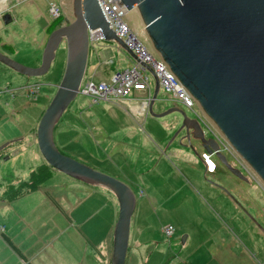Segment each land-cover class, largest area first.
<instances>
[{
	"label": "rangeland",
	"instance_id": "374dc122",
	"mask_svg": "<svg viewBox=\"0 0 264 264\" xmlns=\"http://www.w3.org/2000/svg\"><path fill=\"white\" fill-rule=\"evenodd\" d=\"M51 4L60 6L61 16L55 20L49 12ZM4 6L7 9L2 15L10 14L12 20L0 28V52L25 66L40 65L49 27L72 17V0H5ZM125 19L134 29L142 28L136 11H130ZM89 48L91 55L97 49L100 59L108 57L111 65L98 64L93 70L95 75L88 67L84 82H98L100 77L107 81L112 71L123 70L134 62L115 40L103 39L90 43ZM65 63V41L57 48L49 70L40 76L23 75L0 62V146L10 141L0 150V224L7 225L15 242L26 248L37 264H104L111 260L118 217V201L113 192L56 169L37 187L27 189L25 185L31 180L30 170L42 163L36 130L62 79ZM146 74L153 92L155 78L148 69ZM35 83L40 87L32 94L28 86ZM138 95L141 97L142 93ZM139 97L134 102H140ZM174 105L194 117L192 111L172 101L162 88L152 111L162 112ZM126 110L128 106L122 103H92L88 96L78 93L53 132L60 152L121 180L133 190L136 207L130 221L125 264L183 262L190 251L198 249L192 245L196 236L214 240L209 251L221 264H264V185L253 171L223 149L227 161L247 180L235 177L217 157L211 156L216 171L203 174V181L193 179V188L183 186L176 179L181 163L154 149H164L167 143H171L169 149L189 144L182 138L183 130L177 133L182 115L172 112L157 118L147 114L139 123ZM203 128L211 137L204 125ZM190 144L192 148H182L200 168L204 149L194 138ZM142 149L152 152L155 164L158 163L154 173L144 176L140 173L146 172L147 167L142 168L136 158L140 152L146 155ZM129 166L131 179L125 175ZM147 184L152 194L147 191ZM187 188L192 190L186 191ZM17 189L19 195H13ZM168 225L175 229L171 237L163 233ZM228 228H234L240 239L237 252L229 247L233 241L223 235ZM197 252L203 250L199 248Z\"/></svg>",
	"mask_w": 264,
	"mask_h": 264
},
{
	"label": "water",
	"instance_id": "95a60500",
	"mask_svg": "<svg viewBox=\"0 0 264 264\" xmlns=\"http://www.w3.org/2000/svg\"><path fill=\"white\" fill-rule=\"evenodd\" d=\"M127 11L134 8L142 23V33L151 49L171 69L193 96L200 111L222 134L234 153L264 185V0H119ZM72 17L53 29L44 46L40 65L25 66L0 52V62L26 76L45 74L62 41L66 45V63L36 130L39 151L54 169L72 178L106 187L118 201V217L113 229L110 264H125L130 221L136 205L133 190L121 180L59 151L54 142V127L75 99L86 72L88 30L99 28L103 39L115 40L127 50L108 22L98 0H72ZM12 20L0 18V28ZM146 66L145 64H143ZM154 89L148 106L153 117L172 112L182 115L178 132L192 148L198 140L207 154L215 157L241 180V171L229 163L219 141L206 136L197 117L181 106L154 113L152 106L160 90L153 70ZM8 142L0 146L3 149ZM170 143H167L168 148Z\"/></svg>",
	"mask_w": 264,
	"mask_h": 264
},
{
	"label": "built area",
	"instance_id": "2783aa9c",
	"mask_svg": "<svg viewBox=\"0 0 264 264\" xmlns=\"http://www.w3.org/2000/svg\"><path fill=\"white\" fill-rule=\"evenodd\" d=\"M98 3L109 27L123 40L136 59H134L132 66L113 72L107 81H82L79 93L88 96L92 103L99 101L123 103L127 99H132L134 91L142 90L147 93L143 100L146 102L151 98L152 94V89L148 83V75L146 74V66H148L158 78L160 88L169 94V98L192 111L194 116L199 119L201 125H204L211 135L219 141L220 150L229 151L239 161L238 156L224 140L219 130L211 124L204 112L200 111L201 109L198 108L195 98L191 96L160 56L151 49L142 31L134 29L125 19L129 13L125 6L119 0H98ZM6 9L7 7L4 5L0 6V17ZM49 12L53 20L61 16L60 6L57 4H51ZM88 39L89 44L103 40L101 30L99 28L89 29ZM28 89L32 94H35L38 91V86L36 84L30 85ZM211 156H215V153L213 152L211 155L205 152L201 153L207 173L215 170V162L211 159ZM3 228L4 226L1 225L0 230ZM174 231L175 229L171 225L163 228V233L167 237H171Z\"/></svg>",
	"mask_w": 264,
	"mask_h": 264
},
{
	"label": "crops",
	"instance_id": "0c3cea01",
	"mask_svg": "<svg viewBox=\"0 0 264 264\" xmlns=\"http://www.w3.org/2000/svg\"><path fill=\"white\" fill-rule=\"evenodd\" d=\"M135 29L140 30L139 27H137ZM94 51L95 52L91 55L90 54V48L88 49V58H87V64H86V71H87V68L90 67L93 75L96 74L93 72V70L94 71L96 70L98 64L111 65L107 62L108 57L103 56L102 59H100L99 58L100 51H98L97 49H95ZM133 64H134V62H133ZM112 73H113V71L110 73V75ZM101 80H103V77L99 78V81H101ZM35 84L38 86V90H39V87H40L39 84L38 83H35ZM138 92L142 93L141 97H139ZM146 94L147 93L145 91H142V90L141 91H134L132 94V99H127L122 103V104L128 106V110H126L127 113L130 114L132 117H134V119L137 120L139 123H143L144 120L146 119L147 114H149L148 113V106H149V102H150L151 98L146 102L143 101ZM137 97L140 98V102H138V103L134 102V100ZM151 97H152V94H151ZM139 117H141V120L139 119ZM116 130L117 129H112L111 131H116ZM144 134L147 136V138L150 141L151 138L148 136V134L145 131H144ZM116 135H117V133H116ZM166 145H165L164 149L162 146H159V147L154 148V149L163 153L162 155H167L169 157L171 156V158L173 157L175 159V161H179L181 163V169L179 170L180 174H177V177H176L177 181L181 182L183 186L189 185L191 188H193V184H192L193 179L194 180L198 179L199 181H203L202 178L205 176V174L208 175L206 172V166H205V164H203V162L201 163V167L198 168L196 165L193 164L196 160H194L193 156H189L188 152L184 151L185 149L182 148L183 146L180 145V147H178V148L166 149ZM142 150L144 152H146V155L142 156L143 154H142V152H140L138 155L136 154V158L138 160H140L142 168L147 167L146 172L140 173L141 176H144V175H148L150 173H154V170L156 169L158 163L155 164L156 160H155V156L152 155V152L144 150V149H142ZM150 163H151V165H149ZM133 171L134 172L137 171V164H136L135 168L133 169ZM198 171H201L203 173L198 174ZM215 171L216 170H214L213 172H208V173L212 174ZM131 172L132 171H131V168L129 166L128 170H126V172H125L126 178L131 179ZM203 174H204V176H203ZM146 189L149 192V194H152L151 193L152 191H151L149 184H147ZM191 190L192 189L187 188L186 191H191ZM13 195H19V189H17L13 193ZM155 201H158V199H155ZM135 207H136V205H135ZM7 228L8 227L6 225L3 228L4 230H2V232L0 231V236L2 237V240L0 239V264H37V263H35L37 261L28 255V250H26V248H24L19 243L15 242L14 238L11 235V232L9 230H7ZM223 235H224V237H227L228 240H232L234 242V244L232 242V244L229 247H231L234 251H236L237 245H238V243H240V239H238L239 237H238V234L236 233L235 229L234 228H228L227 230H225ZM5 236L8 237L11 240V242L21 251L23 256H21L19 253H17L15 250H13L11 248V246L6 242V240H4ZM188 237L189 236H186V238H188ZM187 240L188 239H186L185 242H187ZM213 243H214V240L209 236H207L205 239H201L199 236H196L194 242H192V245L199 246L198 249L199 248L202 249L203 252L198 253L197 252L198 249H196L195 251H190L187 254L186 258L184 259L185 261H183V263L184 264H221V261L219 259H217L215 257V255L211 254V252L209 251V248H211ZM93 248L97 253L98 252L97 249L94 246H93ZM93 248L88 247V249H93ZM52 260L55 262L56 259H52ZM88 261H90L89 258H88ZM104 264H107V262L105 261Z\"/></svg>",
	"mask_w": 264,
	"mask_h": 264
},
{
	"label": "trees",
	"instance_id": "16d2710c",
	"mask_svg": "<svg viewBox=\"0 0 264 264\" xmlns=\"http://www.w3.org/2000/svg\"><path fill=\"white\" fill-rule=\"evenodd\" d=\"M59 18V17H58ZM62 23H58L56 26H52V24L49 27L48 33H50L53 29L61 26ZM61 118V117H60ZM60 120V119H59ZM57 126V124L55 125V127ZM54 127V128H55ZM13 141V140H12ZM10 142V141H9ZM8 142V143H9ZM7 146V145H6ZM54 169L53 167H51L43 158H42V163L38 165V167L34 170L31 169V180H29V182H26V188L27 189H33L35 187L38 186L39 181H43L47 176H49L50 171ZM217 169V165L215 167V170ZM2 232V231H1ZM3 236V235H2ZM4 239V238H3ZM6 242L11 246V248L13 250H15L17 253H19L21 256H23V254L21 253V251L11 242V240L5 236ZM107 264H110V261L107 262ZM176 264H184L183 262H178Z\"/></svg>",
	"mask_w": 264,
	"mask_h": 264
},
{
	"label": "bare ground",
	"instance_id": "6f19581e",
	"mask_svg": "<svg viewBox=\"0 0 264 264\" xmlns=\"http://www.w3.org/2000/svg\"><path fill=\"white\" fill-rule=\"evenodd\" d=\"M1 5H5V0H0V6ZM131 11H136V13H137V10L135 8L133 10H131ZM140 30L142 31V28H140Z\"/></svg>",
	"mask_w": 264,
	"mask_h": 264
},
{
	"label": "clouds",
	"instance_id": "9594fccd",
	"mask_svg": "<svg viewBox=\"0 0 264 264\" xmlns=\"http://www.w3.org/2000/svg\"><path fill=\"white\" fill-rule=\"evenodd\" d=\"M203 152H205V151H203ZM203 152H202V153H203ZM215 167H216V163H215ZM0 226H1V225H0ZM2 230H3V229H2ZM2 230H0V231H2Z\"/></svg>",
	"mask_w": 264,
	"mask_h": 264
}]
</instances>
